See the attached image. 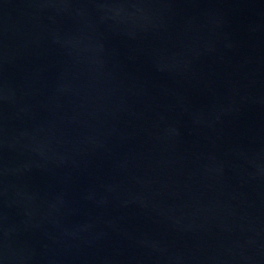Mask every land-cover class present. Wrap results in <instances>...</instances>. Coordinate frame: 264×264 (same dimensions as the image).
<instances>
[{
    "label": "water",
    "instance_id": "95a60500",
    "mask_svg": "<svg viewBox=\"0 0 264 264\" xmlns=\"http://www.w3.org/2000/svg\"><path fill=\"white\" fill-rule=\"evenodd\" d=\"M0 264H264V0H0Z\"/></svg>",
    "mask_w": 264,
    "mask_h": 264
}]
</instances>
